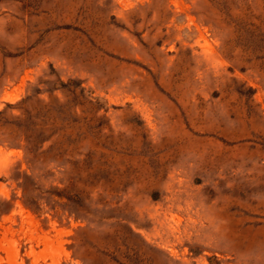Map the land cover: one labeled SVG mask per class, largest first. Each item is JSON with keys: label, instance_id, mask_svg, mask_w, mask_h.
I'll return each instance as SVG.
<instances>
[{"label": "rangeland", "instance_id": "rangeland-1", "mask_svg": "<svg viewBox=\"0 0 264 264\" xmlns=\"http://www.w3.org/2000/svg\"><path fill=\"white\" fill-rule=\"evenodd\" d=\"M0 264H264V0H0Z\"/></svg>", "mask_w": 264, "mask_h": 264}, {"label": "trees", "instance_id": "trees-1", "mask_svg": "<svg viewBox=\"0 0 264 264\" xmlns=\"http://www.w3.org/2000/svg\"><path fill=\"white\" fill-rule=\"evenodd\" d=\"M62 85H63L64 87H66V86L68 85V83H65V82L62 81Z\"/></svg>", "mask_w": 264, "mask_h": 264}]
</instances>
